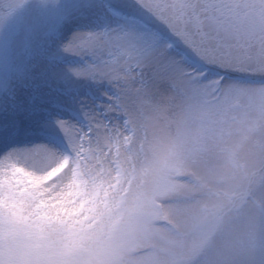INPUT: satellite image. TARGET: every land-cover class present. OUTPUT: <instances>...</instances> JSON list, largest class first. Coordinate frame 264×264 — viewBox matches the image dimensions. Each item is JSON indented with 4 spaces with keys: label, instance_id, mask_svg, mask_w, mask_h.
<instances>
[{
    "label": "snow or ice",
    "instance_id": "6c2138e0",
    "mask_svg": "<svg viewBox=\"0 0 264 264\" xmlns=\"http://www.w3.org/2000/svg\"><path fill=\"white\" fill-rule=\"evenodd\" d=\"M0 264H264V0H0Z\"/></svg>",
    "mask_w": 264,
    "mask_h": 264
},
{
    "label": "rangeland",
    "instance_id": "374dc122",
    "mask_svg": "<svg viewBox=\"0 0 264 264\" xmlns=\"http://www.w3.org/2000/svg\"><path fill=\"white\" fill-rule=\"evenodd\" d=\"M4 2L5 3H17V2L25 3V2H27V3H33L34 4V3H37L38 0H4ZM52 2L54 3L55 0H52ZM17 15H20V14L18 13Z\"/></svg>",
    "mask_w": 264,
    "mask_h": 264
}]
</instances>
